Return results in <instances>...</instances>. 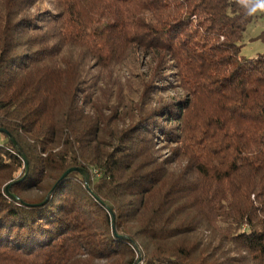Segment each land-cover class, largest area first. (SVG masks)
Returning a JSON list of instances; mask_svg holds the SVG:
<instances>
[{"label":"trees","instance_id":"1","mask_svg":"<svg viewBox=\"0 0 264 264\" xmlns=\"http://www.w3.org/2000/svg\"><path fill=\"white\" fill-rule=\"evenodd\" d=\"M259 3L0 0V264H264Z\"/></svg>","mask_w":264,"mask_h":264},{"label":"rangeland","instance_id":"2","mask_svg":"<svg viewBox=\"0 0 264 264\" xmlns=\"http://www.w3.org/2000/svg\"><path fill=\"white\" fill-rule=\"evenodd\" d=\"M255 19L247 26L242 40V55L245 58H254L264 53V9H255ZM125 70L121 72L124 75ZM4 135L0 133V142L4 140Z\"/></svg>","mask_w":264,"mask_h":264},{"label":"clouds","instance_id":"3","mask_svg":"<svg viewBox=\"0 0 264 264\" xmlns=\"http://www.w3.org/2000/svg\"><path fill=\"white\" fill-rule=\"evenodd\" d=\"M241 3H246L247 0H240ZM258 8L264 9V0H260V3L257 5Z\"/></svg>","mask_w":264,"mask_h":264},{"label":"water","instance_id":"4","mask_svg":"<svg viewBox=\"0 0 264 264\" xmlns=\"http://www.w3.org/2000/svg\"><path fill=\"white\" fill-rule=\"evenodd\" d=\"M0 131H4V129H1V128H0ZM27 169H28V167H27ZM14 182H15V181H12V182H10V183L7 184V186H6V191H7L8 193H10V192H9V188H10V186L12 185V183H14Z\"/></svg>","mask_w":264,"mask_h":264}]
</instances>
